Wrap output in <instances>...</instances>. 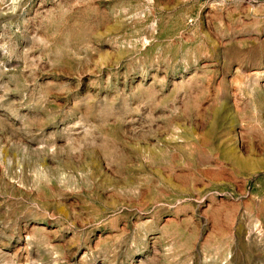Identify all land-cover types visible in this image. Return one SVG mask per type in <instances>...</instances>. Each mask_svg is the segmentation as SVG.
I'll list each match as a JSON object with an SVG mask.
<instances>
[{"label": "rangeland", "instance_id": "1", "mask_svg": "<svg viewBox=\"0 0 264 264\" xmlns=\"http://www.w3.org/2000/svg\"><path fill=\"white\" fill-rule=\"evenodd\" d=\"M0 264H264V0H0Z\"/></svg>", "mask_w": 264, "mask_h": 264}]
</instances>
